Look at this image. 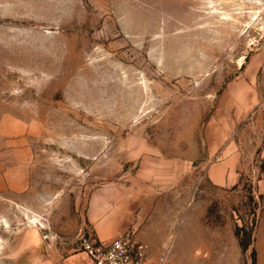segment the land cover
I'll use <instances>...</instances> for the list:
<instances>
[{
  "label": "rangeland",
  "instance_id": "1",
  "mask_svg": "<svg viewBox=\"0 0 264 264\" xmlns=\"http://www.w3.org/2000/svg\"><path fill=\"white\" fill-rule=\"evenodd\" d=\"M263 47L261 0H0V262L83 253L105 206L146 210L153 258L167 242L175 264H260L264 136L240 142L235 185L207 169L244 127L230 88Z\"/></svg>",
  "mask_w": 264,
  "mask_h": 264
},
{
  "label": "crops",
  "instance_id": "2",
  "mask_svg": "<svg viewBox=\"0 0 264 264\" xmlns=\"http://www.w3.org/2000/svg\"><path fill=\"white\" fill-rule=\"evenodd\" d=\"M240 88H230V100L232 104L231 109L236 108V115L232 121L237 126L245 121L244 127L238 133L236 139L229 142L227 146L220 147V161L207 169V177L209 182L217 187H225L235 185L239 181L241 170V160L249 159L250 156L242 155V139L245 144L249 140L251 143L257 142L264 136V47L251 56L249 59L245 73L240 77ZM232 128L234 127L231 125ZM221 137V143L225 144ZM239 138V139H238ZM264 158V153L262 154ZM254 158V156H253ZM259 188L264 191V180L261 181ZM104 206V205H102ZM104 206L101 214L96 215L91 212V223L93 224L97 239L103 243H110L119 233L126 231L130 226V215L119 217L118 214L107 216ZM95 211V210H94ZM131 212V211H130ZM146 210L142 208L138 220L130 221L136 225L140 233L138 239L146 243H150V254L153 257V248L157 245L153 243V220H146ZM124 218V219H123ZM116 224V225H115ZM255 252L259 256L260 264H264V207L258 222L255 232ZM168 241V240H167ZM167 246V242L163 243V247ZM39 245L33 244L25 247L17 256H12L8 261L14 264H27L26 262H19L31 255L36 256L37 263L32 264H92L84 253H73L62 259L47 260L45 253L44 256L40 255L38 251ZM35 252H38L34 254ZM56 256V252L53 253ZM43 257V258H41ZM31 258V257H30ZM33 258V257H32ZM28 259V258H27ZM31 260V259H30ZM35 260V259H33ZM263 261V263H261ZM2 264V262H0ZM31 264V263H30Z\"/></svg>",
  "mask_w": 264,
  "mask_h": 264
},
{
  "label": "built area",
  "instance_id": "3",
  "mask_svg": "<svg viewBox=\"0 0 264 264\" xmlns=\"http://www.w3.org/2000/svg\"><path fill=\"white\" fill-rule=\"evenodd\" d=\"M261 3L264 7V0ZM80 246L92 264H175L170 258V246H164L158 258L151 257L150 246L138 239L135 227L117 235L108 244L92 235L83 236Z\"/></svg>",
  "mask_w": 264,
  "mask_h": 264
},
{
  "label": "trees",
  "instance_id": "4",
  "mask_svg": "<svg viewBox=\"0 0 264 264\" xmlns=\"http://www.w3.org/2000/svg\"><path fill=\"white\" fill-rule=\"evenodd\" d=\"M236 236L239 238L240 240V245L243 248V250H248L250 245L252 244V232H245V229H240L238 228L237 232H236ZM254 256H256V252L253 251Z\"/></svg>",
  "mask_w": 264,
  "mask_h": 264
}]
</instances>
